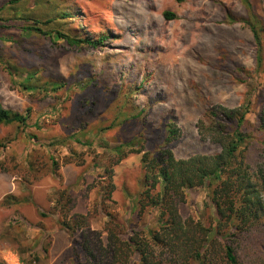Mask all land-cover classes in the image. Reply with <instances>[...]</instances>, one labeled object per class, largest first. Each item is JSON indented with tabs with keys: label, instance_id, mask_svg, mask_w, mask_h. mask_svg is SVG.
Instances as JSON below:
<instances>
[{
	"label": "rangeland",
	"instance_id": "374dc122",
	"mask_svg": "<svg viewBox=\"0 0 264 264\" xmlns=\"http://www.w3.org/2000/svg\"><path fill=\"white\" fill-rule=\"evenodd\" d=\"M29 1L13 5L0 0L4 8L0 16L19 14L25 7L49 12L44 0ZM69 2L78 17L68 27L80 28L92 38L107 36L102 49H68L56 35L15 38L13 29L0 33V103L28 115L26 128L0 126V160L7 168L0 170V264H22L21 260L33 256L37 257L34 264H64L70 239L57 230L53 218L40 216L55 205L62 189L72 191L74 211L88 214L93 229L101 230L106 221L97 206L138 227L156 228L155 210L139 222L134 214L141 154L130 153L113 167L109 179L104 169L111 149L137 138L143 141L144 152H157L164 143V126L172 122L180 130V137L168 145L176 159L213 155L219 148L203 141L197 131L205 110L216 105L239 107L251 89L247 119L254 122L264 100V64L256 74V45L245 24L251 13L264 23V0ZM165 12L174 18L167 20ZM14 38L17 43L10 42ZM262 41L264 55V35ZM27 72L42 80L63 81L68 90L56 93L58 99L41 100L21 88ZM121 106L138 115L136 119L117 118ZM71 133L92 142L89 147L73 144L84 163L63 165L57 175L48 173L38 181L26 171L30 174L26 181L21 169L26 170L37 148L27 136L36 135L46 143ZM59 150L60 156L66 154ZM108 182L114 191L111 201L104 202L101 195ZM207 192L206 188L189 190L180 206L181 216L208 225L214 209Z\"/></svg>",
	"mask_w": 264,
	"mask_h": 264
},
{
	"label": "trees",
	"instance_id": "16d2710c",
	"mask_svg": "<svg viewBox=\"0 0 264 264\" xmlns=\"http://www.w3.org/2000/svg\"><path fill=\"white\" fill-rule=\"evenodd\" d=\"M23 1L10 0L9 3L17 5ZM44 3L48 5L47 13H36L25 7L19 14L0 16V33L13 29L15 38L34 33L48 37L56 35L72 50L97 51L106 45L109 38L105 35L92 38L80 28L68 27L71 19L78 17L72 12L69 0H44ZM1 11L4 8H0ZM164 17L171 20L174 15L165 12ZM245 24L256 45L255 72L259 75L264 64V23L257 14L251 13ZM15 38L10 42L17 43ZM20 86L41 100L48 97L58 99L56 93L68 90L63 81L42 80L34 72H27ZM253 92L249 89L244 103L234 109L222 105L208 107L197 122L198 135L219 148L216 154L176 159L168 145L180 137V130L172 122L165 124L164 143L157 152H144L143 141L137 138L111 149L109 164L104 169L109 179L113 167L130 153L141 154L142 175L134 214L139 222L149 211L155 210L158 216L156 228L138 227L136 223L120 219L117 214L105 212L102 206H97L106 221L101 230L93 229L88 214L74 211L72 191L60 190L55 205L46 213L41 212L40 216L53 218L57 230L70 239L63 263L264 264V100H260L254 122L249 121L247 115L251 110ZM122 116L126 117L123 121L126 122L138 115L125 112V107L121 106L117 109V118ZM27 120L28 115L6 109L0 103V126L23 129L27 127ZM27 137L37 148L33 150L36 155L27 161L26 170L21 169L26 181L30 174L33 181H38L48 173L57 175L63 165L76 161L84 163L73 144L92 145L89 138L77 133L53 137L46 143H41L36 135ZM59 149H64L66 154L60 156ZM0 170H7L2 160ZM200 188L208 190L207 197L214 209V218L208 225L191 217L183 218L180 214L187 192ZM113 191V183L108 182L101 199L111 201ZM39 227L44 229L41 224ZM43 252L46 254L47 249ZM21 261L22 264H34L37 257Z\"/></svg>",
	"mask_w": 264,
	"mask_h": 264
},
{
	"label": "bare ground",
	"instance_id": "6f19581e",
	"mask_svg": "<svg viewBox=\"0 0 264 264\" xmlns=\"http://www.w3.org/2000/svg\"><path fill=\"white\" fill-rule=\"evenodd\" d=\"M110 65V64H109Z\"/></svg>",
	"mask_w": 264,
	"mask_h": 264
}]
</instances>
